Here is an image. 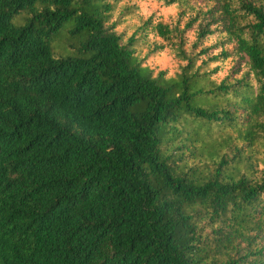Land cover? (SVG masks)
<instances>
[{
    "label": "trees",
    "instance_id": "obj_1",
    "mask_svg": "<svg viewBox=\"0 0 264 264\" xmlns=\"http://www.w3.org/2000/svg\"><path fill=\"white\" fill-rule=\"evenodd\" d=\"M191 2L0 0V264H264V0Z\"/></svg>",
    "mask_w": 264,
    "mask_h": 264
},
{
    "label": "rangeland",
    "instance_id": "obj_2",
    "mask_svg": "<svg viewBox=\"0 0 264 264\" xmlns=\"http://www.w3.org/2000/svg\"><path fill=\"white\" fill-rule=\"evenodd\" d=\"M201 1L192 0L191 3L197 5V2ZM117 10L120 9L117 8ZM175 13L174 11L172 14L175 15ZM18 22L19 20L17 19L13 20L15 25H19L20 23ZM87 37L88 32L85 29L78 30L74 18H71L63 21L60 27L51 35L50 46L55 56L62 58H84L88 55V52L83 49Z\"/></svg>",
    "mask_w": 264,
    "mask_h": 264
}]
</instances>
